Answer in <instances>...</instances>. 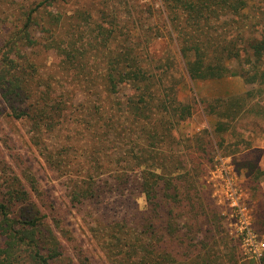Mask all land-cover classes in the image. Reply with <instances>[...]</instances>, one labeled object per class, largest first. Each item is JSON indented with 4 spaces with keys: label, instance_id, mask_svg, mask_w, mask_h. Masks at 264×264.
Wrapping results in <instances>:
<instances>
[{
    "label": "trees",
    "instance_id": "trees-1",
    "mask_svg": "<svg viewBox=\"0 0 264 264\" xmlns=\"http://www.w3.org/2000/svg\"><path fill=\"white\" fill-rule=\"evenodd\" d=\"M229 76L252 88L205 101L213 129L183 132L188 79ZM0 101L64 177L54 196L0 159V264H251L203 158L215 138L235 152L242 116L264 121V0H0Z\"/></svg>",
    "mask_w": 264,
    "mask_h": 264
},
{
    "label": "rangeland",
    "instance_id": "rangeland-1",
    "mask_svg": "<svg viewBox=\"0 0 264 264\" xmlns=\"http://www.w3.org/2000/svg\"><path fill=\"white\" fill-rule=\"evenodd\" d=\"M146 1V0H142ZM148 1V0H147ZM153 20L163 22V14L157 1L151 2ZM165 38L155 43L158 52L166 49ZM57 58L51 53L50 61ZM252 88L241 76H229L221 79H188L182 91L183 97L193 102L194 114L181 127L185 133L198 132L204 128L213 129L214 117L205 112V101L216 96L239 94ZM253 120V121H252ZM241 128L233 135L225 134L226 142L232 143L239 135L234 153L224 154L216 145V138L208 144L205 162L204 180L210 186L212 197L220 208L223 223L229 234L238 241L240 249L251 264H260L255 256L256 245L264 252V121L250 115L239 119ZM29 128L23 122H17L6 116V110L0 101V159L8 165L15 164L38 173L41 188L53 191L54 196L62 195L63 178L51 174L45 176L41 157L37 148L28 144ZM196 143V142H195ZM216 145V146H215ZM204 155V154H202ZM39 159V160H38ZM6 174L0 165V180ZM138 202L143 208L145 197L140 195ZM77 233H85L78 218H71ZM72 225L69 226L71 228Z\"/></svg>",
    "mask_w": 264,
    "mask_h": 264
},
{
    "label": "built area",
    "instance_id": "built-area-1",
    "mask_svg": "<svg viewBox=\"0 0 264 264\" xmlns=\"http://www.w3.org/2000/svg\"><path fill=\"white\" fill-rule=\"evenodd\" d=\"M254 253H255V256H256L258 259H260V257H261L262 254H263V252L259 250L258 245H256V249H255Z\"/></svg>",
    "mask_w": 264,
    "mask_h": 264
}]
</instances>
